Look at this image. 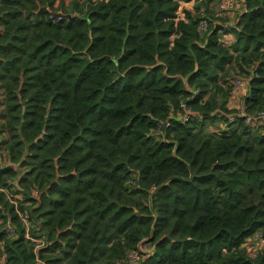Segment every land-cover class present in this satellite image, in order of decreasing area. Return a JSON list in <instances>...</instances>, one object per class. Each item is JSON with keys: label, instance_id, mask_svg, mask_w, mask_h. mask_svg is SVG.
Instances as JSON below:
<instances>
[{"label": "trees", "instance_id": "1", "mask_svg": "<svg viewBox=\"0 0 264 264\" xmlns=\"http://www.w3.org/2000/svg\"><path fill=\"white\" fill-rule=\"evenodd\" d=\"M212 1L0 0V264H264V131L227 85L264 111V0L199 33Z\"/></svg>", "mask_w": 264, "mask_h": 264}, {"label": "built area", "instance_id": "2", "mask_svg": "<svg viewBox=\"0 0 264 264\" xmlns=\"http://www.w3.org/2000/svg\"><path fill=\"white\" fill-rule=\"evenodd\" d=\"M238 6H240L239 0H219L216 6V12L218 16H224L226 14L231 13L235 10ZM201 18L198 22V31L199 33H204L208 30L209 22L207 21L206 17L203 13H201ZM60 16L58 17V19ZM225 35H223L222 41ZM232 90L230 94V102H236L237 105L233 108L236 110L235 114L241 116L244 120V124L251 125V126H258L264 131V111L257 113L256 116L249 114L246 112L245 107L243 105L242 98L247 95L248 93V82L242 78H233L231 80ZM240 98V99H239ZM180 109L182 112L180 113V119L183 121L194 119V118H203V116L197 112H193L189 107L185 105L183 101H180ZM170 121L169 120H162L156 124L155 131L157 133H162L167 127H169ZM36 194V192H34ZM21 220L24 224L29 223L28 213L24 211L21 215ZM6 231L10 233H14L13 229L9 224L6 226ZM262 244L264 245V234L261 232L255 233L253 236L247 238L246 242L243 246L246 249V253L251 258H255L258 252L261 250ZM148 243H141L138 246V249L129 251L127 253V261L128 264H138L143 256V251L148 249Z\"/></svg>", "mask_w": 264, "mask_h": 264}, {"label": "rangeland", "instance_id": "3", "mask_svg": "<svg viewBox=\"0 0 264 264\" xmlns=\"http://www.w3.org/2000/svg\"><path fill=\"white\" fill-rule=\"evenodd\" d=\"M69 1L70 0H64L65 4L69 3ZM218 2H219L218 0H213L212 2H210L207 5L206 8L203 7L204 10H205V12L203 13L204 16L208 17L212 24L213 23H219L224 28L234 25L235 24V21L237 20L238 14L241 12V9H242L241 6H238L231 13L226 14L224 16H216L217 14L215 12V9H216V6H217ZM193 6H194V3H187V4H183L182 5V8H186L188 10L189 9H192L193 10V8H194ZM54 9L55 10H61L60 9V6H58V1L55 2ZM230 40H231L230 35L229 34H225V37L223 39L224 44H227L228 45V43L230 42ZM229 74L230 75L228 76L227 85H230L231 84V79H233L232 78L233 76L239 75V73L237 71L233 70V69H230L229 70ZM224 85H226V84H224ZM3 98H4L3 92L0 91V113L3 111ZM230 100L231 99H229L228 104H229ZM1 123H4V120L2 119V116L0 115V124ZM217 125H219V122L217 123ZM7 138H8L7 137V133L5 131H3L2 133H0V141L2 139H7ZM6 165H8L7 151H6L5 147L1 146L0 147V167L6 166ZM245 252H246V249H245ZM263 252H264V245L262 244L260 253H263Z\"/></svg>", "mask_w": 264, "mask_h": 264}, {"label": "crops", "instance_id": "4", "mask_svg": "<svg viewBox=\"0 0 264 264\" xmlns=\"http://www.w3.org/2000/svg\"><path fill=\"white\" fill-rule=\"evenodd\" d=\"M239 99H240V98H239ZM236 102H237V101H235V102H231V103L228 104V106L231 107V108H233L234 106H232V105H237Z\"/></svg>", "mask_w": 264, "mask_h": 264}]
</instances>
